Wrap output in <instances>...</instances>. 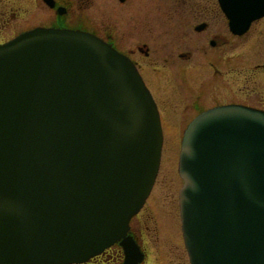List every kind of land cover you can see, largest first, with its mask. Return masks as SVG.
<instances>
[{"label":"water","instance_id":"obj_1","mask_svg":"<svg viewBox=\"0 0 264 264\" xmlns=\"http://www.w3.org/2000/svg\"><path fill=\"white\" fill-rule=\"evenodd\" d=\"M220 1L238 32L264 14V0ZM161 144L148 89L100 38L36 27L0 44V264L80 261L120 237L131 255ZM179 173L191 264H264V111L200 113Z\"/></svg>","mask_w":264,"mask_h":264},{"label":"flooded vegetation","instance_id":"obj_2","mask_svg":"<svg viewBox=\"0 0 264 264\" xmlns=\"http://www.w3.org/2000/svg\"><path fill=\"white\" fill-rule=\"evenodd\" d=\"M165 2L166 4L161 2L157 5L158 7L164 6L165 8L158 10L161 14L160 16V14L155 13L157 10H151L153 6L150 0H32L31 12L33 13L34 21L31 27L72 28L91 32L110 43L117 50L128 55L139 70L141 65L147 66L151 64L152 52L154 53L158 50L157 46L150 45L152 42L151 31L156 24H159L162 28L166 26L167 24L165 25L164 21L167 17L171 19L168 26L172 30L173 28L176 31L179 30L178 32L181 35L179 37L182 38V46L185 48L183 49L184 51H189L190 47L195 49L204 48L205 39L209 43V48L214 49L216 46L226 43V40L224 41L225 35L241 36L248 31L241 34H235L231 31L228 18L222 11L218 0H165ZM24 12H27V10L21 0H0V42L6 41L23 30L21 27ZM173 18L176 21H172ZM263 18L264 16L257 20ZM253 22L250 24V27ZM9 34L11 36L7 37ZM178 40L180 41V39ZM188 40L190 43H188ZM156 43L158 42L156 41ZM168 56H170V53ZM161 60L162 65L159 77L163 80L160 84V95L164 99V104L167 102L166 95L167 99L172 98V90L175 87L179 90H175L174 93H179V95L188 96L189 93H193L196 98L191 103H194L192 104L193 107L198 106L197 108L199 109L194 113L192 110H186V106H183L182 111L186 112V114L183 115L181 111L179 113V121L171 122V119L167 118L165 122L164 110L148 85L157 102L163 128L168 124L174 123L177 124V129L182 130L188 121L200 111L217 104L227 103L215 100L211 104L205 105L199 102L203 90L209 87V84H204L203 81L206 77L212 76L213 71L207 70L208 73L201 75L198 82H196V79L192 81V83H195V86L188 87L186 86L187 83L183 82V78L174 77L172 74L173 72H182L184 68H190L196 64L190 63L180 68L174 67V61H171L167 56L162 57ZM140 72L142 74L141 70ZM142 76L144 78L143 74ZM153 76L155 77L156 74H153ZM225 85L223 81V83L217 84L215 90L221 93L229 92ZM250 95L243 102L245 104L253 103L260 106L261 104L257 102V98L252 94ZM188 111L193 113L189 114ZM173 118L174 120L176 119L175 117ZM146 228L148 229V226ZM129 233L138 243L143 253L142 258L132 264H143L145 251L140 244L141 223L139 220L131 221ZM79 264L126 263L122 247L118 243H114L104 248L89 260Z\"/></svg>","mask_w":264,"mask_h":264},{"label":"rangeland","instance_id":"obj_3","mask_svg":"<svg viewBox=\"0 0 264 264\" xmlns=\"http://www.w3.org/2000/svg\"><path fill=\"white\" fill-rule=\"evenodd\" d=\"M21 2L27 10L22 17L21 28L24 30L33 25L32 0H21ZM150 2L153 6L151 10H157L155 12L157 14H160L158 10L165 9L164 6H157L161 2L166 4L165 0H150ZM170 21L171 19L167 17L164 21L166 26L162 28L156 24L152 29L150 45L157 46L158 50L152 52L151 64L140 66L144 78L164 110V121L167 118H170L171 122L179 121V113L183 106H186V110H192L194 113L199 110L198 106L193 107L192 104L194 103H191L196 98L193 93L182 96L179 93H174L175 90H179L175 87L171 94L173 99H167L166 95L167 102L164 104V99L160 95V84L163 79L159 77L161 59L164 56L174 61V67L181 68L190 63L196 64L193 67L184 68L182 72H173L172 74L174 77L183 78V82H186L188 87L195 86L192 81L196 79L198 82L201 75L208 73L207 70L213 71V75L206 77L203 81L204 84H209V87L203 90L201 100H198L200 104H211L215 100L218 102H243L252 94L261 104L259 107L264 105V18L254 21L250 29L241 36L225 35L224 41L226 40V43L221 45L222 47L216 46L214 49H210L209 43L205 39L204 48L190 47L189 51L183 50L185 48L182 46L183 41L179 37L181 36L179 30L176 31L175 28L172 30L168 26ZM172 21L176 20L173 18ZM9 36L11 34L7 37ZM188 43H190L189 40ZM169 53L170 56H168ZM153 74L156 76L154 77ZM223 81L229 92L221 93L215 90L217 84L223 83ZM249 104L257 106L253 103ZM193 112L188 111L189 114ZM182 113L183 115L186 114L183 111ZM173 117L176 119L174 120ZM176 125L171 123L164 128L165 143L162 159L152 191L138 212V216L132 219V222L139 220L141 223V237L146 252L143 264H188L187 253L180 237L178 224L177 190L181 185V179L177 173L176 161L182 131L180 129L177 133ZM170 133L177 136V140H173V144H175L173 148L168 144ZM169 153L172 160L170 166L167 165Z\"/></svg>","mask_w":264,"mask_h":264},{"label":"bare ground","instance_id":"obj_4","mask_svg":"<svg viewBox=\"0 0 264 264\" xmlns=\"http://www.w3.org/2000/svg\"><path fill=\"white\" fill-rule=\"evenodd\" d=\"M249 28H250V25L247 28V30H249ZM178 131H179V129H177V133H178ZM173 140H177V136L175 134L173 135V133H170L169 138H168V142H169L168 144L170 145L171 148H173V146L175 145V144H173ZM174 143H175V141H174ZM171 163H172L171 154L169 153L168 159H167V165L170 166Z\"/></svg>","mask_w":264,"mask_h":264}]
</instances>
